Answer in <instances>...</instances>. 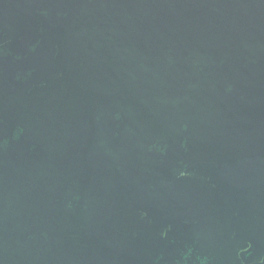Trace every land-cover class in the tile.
Wrapping results in <instances>:
<instances>
[{
    "label": "water",
    "instance_id": "1",
    "mask_svg": "<svg viewBox=\"0 0 264 264\" xmlns=\"http://www.w3.org/2000/svg\"><path fill=\"white\" fill-rule=\"evenodd\" d=\"M0 264H264V0H0Z\"/></svg>",
    "mask_w": 264,
    "mask_h": 264
}]
</instances>
